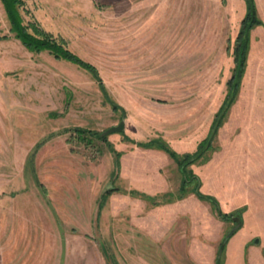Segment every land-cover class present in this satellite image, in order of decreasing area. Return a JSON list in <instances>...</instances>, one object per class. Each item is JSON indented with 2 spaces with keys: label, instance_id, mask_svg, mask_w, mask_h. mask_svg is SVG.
Listing matches in <instances>:
<instances>
[{
  "label": "rangeland",
  "instance_id": "rangeland-1",
  "mask_svg": "<svg viewBox=\"0 0 264 264\" xmlns=\"http://www.w3.org/2000/svg\"><path fill=\"white\" fill-rule=\"evenodd\" d=\"M18 10L97 74L26 49L0 0V264H215L233 229L222 264H264V25L222 107L243 0Z\"/></svg>",
  "mask_w": 264,
  "mask_h": 264
},
{
  "label": "trees",
  "instance_id": "trees-1",
  "mask_svg": "<svg viewBox=\"0 0 264 264\" xmlns=\"http://www.w3.org/2000/svg\"><path fill=\"white\" fill-rule=\"evenodd\" d=\"M6 17L9 22V31L13 33L14 38L19 40L20 43L28 49L30 52L38 53L41 50H47L53 54L56 59H63L69 63L75 64L80 68H83L93 74H97L95 68L81 60L77 55L67 49L64 45L57 43L55 40L47 37H38V29L34 28L33 31H29L30 26L23 23L22 16L19 13L18 8L23 5V0H1ZM245 13L241 20L239 32L235 40V47L233 50L234 68L231 79L229 80V94L224 100L222 107H228L238 91L240 80L243 76L246 59L249 52L250 32L256 26L264 25L257 15V8L254 0H244ZM37 34V35H36ZM115 110L119 109L118 105H112ZM121 110V109H120ZM123 111V109H122ZM124 114V113H122ZM78 134H90L92 132L78 128L75 130ZM101 133H92L96 138L102 139ZM40 144L37 145V147ZM147 146V145H146ZM182 188V186H181ZM184 188V187H183ZM217 205V204H216ZM218 208V205H217ZM219 216L226 220L227 214L222 213L218 209ZM226 244V243H225ZM226 247V245H225ZM222 242L219 246L215 264H222V255L225 249Z\"/></svg>",
  "mask_w": 264,
  "mask_h": 264
},
{
  "label": "water",
  "instance_id": "water-1",
  "mask_svg": "<svg viewBox=\"0 0 264 264\" xmlns=\"http://www.w3.org/2000/svg\"><path fill=\"white\" fill-rule=\"evenodd\" d=\"M124 127H125V122L123 120H121L118 123V125L112 126V127L108 128V129H106L100 135H101V137H103V136H106V135L111 134V133L121 132V131H123ZM238 220H239V217H234L233 218L234 222H237ZM234 231L235 230L233 229L232 231H230L226 235V237L224 238V240L222 242V245H224L228 241V239L233 235ZM257 241H258V239H255V242H257Z\"/></svg>",
  "mask_w": 264,
  "mask_h": 264
},
{
  "label": "crops",
  "instance_id": "crops-1",
  "mask_svg": "<svg viewBox=\"0 0 264 264\" xmlns=\"http://www.w3.org/2000/svg\"><path fill=\"white\" fill-rule=\"evenodd\" d=\"M243 3H244V12H243V16H244V13H245V2H244V0H243Z\"/></svg>",
  "mask_w": 264,
  "mask_h": 264
}]
</instances>
